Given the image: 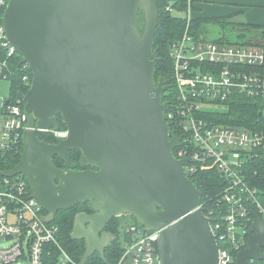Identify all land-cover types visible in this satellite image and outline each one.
Masks as SVG:
<instances>
[{"label": "water", "instance_id": "95a60500", "mask_svg": "<svg viewBox=\"0 0 264 264\" xmlns=\"http://www.w3.org/2000/svg\"><path fill=\"white\" fill-rule=\"evenodd\" d=\"M2 23L32 78L22 97L23 149L0 176L21 174L47 223L58 210L88 202L70 232L85 243L78 264L94 253L105 259L115 239L106 226L126 215L158 232L159 264H218L202 192L184 172L188 158L173 154L181 137L165 120L166 80L154 81L153 0H8ZM59 117L66 136L41 139L60 128ZM70 151L80 152L78 162ZM252 229L235 264L264 259V219L255 218Z\"/></svg>", "mask_w": 264, "mask_h": 264}, {"label": "built area", "instance_id": "2783aa9c", "mask_svg": "<svg viewBox=\"0 0 264 264\" xmlns=\"http://www.w3.org/2000/svg\"><path fill=\"white\" fill-rule=\"evenodd\" d=\"M190 1L186 0L184 32L168 50L174 95L167 104L165 120L180 133L177 135L181 137L180 145L174 148L173 154L177 159L188 158L183 165L185 174L214 169L223 179L216 213L210 210L205 215L211 219L219 247L218 264H235L236 253L247 247V234L255 219L252 211L264 218L258 190L249 184L245 174L247 163L264 153V129L252 131L210 122L204 116L207 109L203 105L224 103L235 92L251 97L260 92L264 95L262 80L252 70L245 69V66L264 65V49L195 37L188 29L192 19ZM7 4L8 0H0V79L8 80L7 58L17 52L9 45L2 23ZM166 9L172 10L171 3ZM23 105L22 98L13 95L3 99L1 152L17 151L22 141L26 123ZM45 132L57 139L67 134L66 129L60 128ZM44 211L31 196V189L21 174L0 176V241H11L8 246L0 247V264H44L45 256L52 255L47 249L50 245L56 248L57 263L76 264L59 244L58 227L43 220ZM122 231L127 239L116 264H159L157 231L133 224L124 226ZM250 262L264 264V259Z\"/></svg>", "mask_w": 264, "mask_h": 264}, {"label": "trees", "instance_id": "16d2710c", "mask_svg": "<svg viewBox=\"0 0 264 264\" xmlns=\"http://www.w3.org/2000/svg\"><path fill=\"white\" fill-rule=\"evenodd\" d=\"M154 7L157 12V27L155 32V38L153 48L157 49V62L155 66L156 73L166 76L169 89L167 93V102L171 100L174 93L172 92V71L171 61L168 56V50L171 44L176 41L184 32L186 23V0H153ZM171 3V9L174 12H183V15L175 14L174 12L166 9V6ZM191 11H194L193 0L190 1ZM231 17V16H230ZM230 17H192L188 29L192 30L195 37H205L208 32L206 25L208 23H214L224 28L226 25H230L238 31L235 35V40H229L225 33L218 39H210L217 43L226 44H238L259 46L264 49V25L255 23H240L230 22ZM140 23L143 22L142 14L139 13ZM208 39V38H206ZM224 40V41H223ZM9 60L10 74L9 92L14 97L22 98L24 93L29 88L31 83L32 74L28 70L27 65L21 62V56L14 54L7 58ZM247 70H252L262 80L264 71V65H256L254 67H246ZM226 106L223 111H210L206 110L204 116L213 123L224 124L232 127H240L250 129L252 131L264 129V95L260 94L256 96H249L245 93L235 92L224 103H218ZM60 129H66L59 117ZM169 130L174 134H180L177 130L173 129L168 124ZM41 139L47 142H55L57 138L49 132L39 133ZM23 149V143L20 141L17 151L1 152L0 151V171L5 169H11L19 161L21 152ZM71 159L78 162L80 157L79 151H70ZM54 164L58 167H64L62 160L55 156L53 160ZM245 174L248 178V182L252 187H256L258 190V200L264 208V153L255 159H252L247 163L245 167ZM23 177V176H22ZM194 185L202 192L201 205L204 208V213L210 212L215 214L218 208L217 197L220 190L223 188V179L219 173L212 169L206 171H197L189 175ZM24 178V177H23ZM86 211L89 212L88 202L80 203L67 210H58L55 214L53 224L58 227V241L59 244L70 255L73 262L78 264L85 250L84 240H74L70 237V232L73 226L74 215L77 212ZM45 212V211H44ZM252 216L257 214V211H252ZM128 218V219H127ZM136 225L142 227L136 220L130 216L116 217L111 220L106 226V229L111 231L115 236V239L104 250L105 259L102 260L98 253H94L90 256L84 264H116L118 258L122 252V244L127 239L126 234L122 231L126 225ZM253 233L250 226L247 237ZM122 237V240H121ZM246 237V239H247ZM47 249L54 256L51 258L45 256L44 264H59L56 258V248L52 245ZM235 255V253H234ZM66 264H72L70 262Z\"/></svg>", "mask_w": 264, "mask_h": 264}, {"label": "crops", "instance_id": "0c3cea01", "mask_svg": "<svg viewBox=\"0 0 264 264\" xmlns=\"http://www.w3.org/2000/svg\"><path fill=\"white\" fill-rule=\"evenodd\" d=\"M193 5L195 9L192 12V17L231 16L229 18L230 22L264 25V0H193ZM223 33L224 32H219V36L213 40L218 39ZM205 36L207 37V33ZM262 82L264 83V71Z\"/></svg>", "mask_w": 264, "mask_h": 264}, {"label": "rangeland", "instance_id": "374dc122", "mask_svg": "<svg viewBox=\"0 0 264 264\" xmlns=\"http://www.w3.org/2000/svg\"><path fill=\"white\" fill-rule=\"evenodd\" d=\"M178 15H183V12H174ZM238 23V22H237ZM206 28L208 29L207 37L210 39L217 38L219 36V32H224L230 39H235L237 36L235 35L238 33L236 29L231 27L230 25H226L224 28L218 26L214 23H208L206 25ZM10 96L9 92V81L7 79H0V107L3 104V99ZM203 108L210 110V111H223L226 109L225 105L213 103V104H205L203 105ZM128 219V218H127ZM122 240V237H121ZM25 244L27 243L26 240H24ZM11 243V241L3 242L0 241V247H6Z\"/></svg>", "mask_w": 264, "mask_h": 264}, {"label": "flooded vegetation", "instance_id": "af4514ba", "mask_svg": "<svg viewBox=\"0 0 264 264\" xmlns=\"http://www.w3.org/2000/svg\"><path fill=\"white\" fill-rule=\"evenodd\" d=\"M160 77H163V78H165V82H161V84H160V86H162V87H165V89H164V91L162 92V101H166L167 102V93H168V89H169V83H168V80H167V78H166V76H164V75H161V74H157L156 73V75H155V77H154V81H155V84L157 85L158 84V79L160 78ZM111 222V221H110ZM107 230V229H106ZM107 231H109V230H107ZM111 232V231H110Z\"/></svg>", "mask_w": 264, "mask_h": 264}, {"label": "bare ground", "instance_id": "6f19581e", "mask_svg": "<svg viewBox=\"0 0 264 264\" xmlns=\"http://www.w3.org/2000/svg\"><path fill=\"white\" fill-rule=\"evenodd\" d=\"M201 206H202V205H201ZM255 218H260V217H258V215L256 214V215H255ZM263 219H264V218H263ZM239 251H240V250H239ZM239 251H238V252H239ZM238 252H237V253H238ZM237 253H236V255H237Z\"/></svg>", "mask_w": 264, "mask_h": 264}]
</instances>
